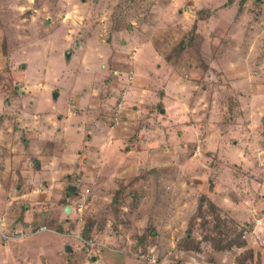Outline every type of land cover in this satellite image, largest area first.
Masks as SVG:
<instances>
[{"label": "rangeland", "instance_id": "rangeland-1", "mask_svg": "<svg viewBox=\"0 0 264 264\" xmlns=\"http://www.w3.org/2000/svg\"><path fill=\"white\" fill-rule=\"evenodd\" d=\"M200 196L264 264V0H0V264H185Z\"/></svg>", "mask_w": 264, "mask_h": 264}, {"label": "trees", "instance_id": "trees-1", "mask_svg": "<svg viewBox=\"0 0 264 264\" xmlns=\"http://www.w3.org/2000/svg\"><path fill=\"white\" fill-rule=\"evenodd\" d=\"M234 1L236 0H228L229 3ZM204 202L209 204L210 211L215 215L214 217L212 216L211 220L208 219V215L202 217ZM197 206V214L195 215V218L203 219L202 229L208 233L204 234L201 239H195L190 233L186 232L180 240V243L176 244L180 245V249H182L181 251L198 253L201 251V245L208 246L216 252L232 251L247 246V240L243 230L237 232L236 229L228 226L227 223L221 219L219 209L212 202L210 203L206 196H200ZM211 221H214V223L212 224ZM189 223L190 222H188L187 227L189 226ZM84 235L86 239H89V232Z\"/></svg>", "mask_w": 264, "mask_h": 264}, {"label": "crops", "instance_id": "crops-1", "mask_svg": "<svg viewBox=\"0 0 264 264\" xmlns=\"http://www.w3.org/2000/svg\"><path fill=\"white\" fill-rule=\"evenodd\" d=\"M227 210L228 213L232 214V209ZM250 247V248H249ZM253 246L247 244L246 247L234 249L233 251L216 252L210 249L208 246L201 245V251L198 253H193L189 251L179 252V257L185 264H250L251 258H247L244 261H237L234 251L237 254H241L246 250H250ZM257 257V256H256ZM256 258L253 260V264H257Z\"/></svg>", "mask_w": 264, "mask_h": 264}, {"label": "water", "instance_id": "water-1", "mask_svg": "<svg viewBox=\"0 0 264 264\" xmlns=\"http://www.w3.org/2000/svg\"><path fill=\"white\" fill-rule=\"evenodd\" d=\"M69 55H70V53H69V52H66V54H65V58L68 59V58H69ZM56 97H57V94L54 93V94H53V99H55ZM64 211H65V213H67V214L70 212L68 207H65ZM66 250L69 252V248H68V247L66 248Z\"/></svg>", "mask_w": 264, "mask_h": 264}]
</instances>
